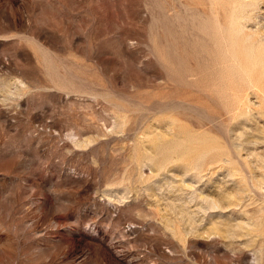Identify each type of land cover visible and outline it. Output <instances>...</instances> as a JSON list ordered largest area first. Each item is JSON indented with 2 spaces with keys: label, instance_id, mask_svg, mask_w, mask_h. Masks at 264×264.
Returning a JSON list of instances; mask_svg holds the SVG:
<instances>
[{
  "label": "rangeland",
  "instance_id": "374dc122",
  "mask_svg": "<svg viewBox=\"0 0 264 264\" xmlns=\"http://www.w3.org/2000/svg\"><path fill=\"white\" fill-rule=\"evenodd\" d=\"M0 264H264V0H0Z\"/></svg>",
  "mask_w": 264,
  "mask_h": 264
}]
</instances>
